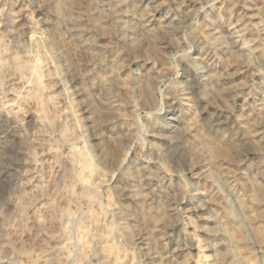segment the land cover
I'll list each match as a JSON object with an SVG mask.
<instances>
[{
	"label": "rangeland",
	"instance_id": "obj_1",
	"mask_svg": "<svg viewBox=\"0 0 264 264\" xmlns=\"http://www.w3.org/2000/svg\"><path fill=\"white\" fill-rule=\"evenodd\" d=\"M121 1L0 0V264H264V0H142L131 44ZM199 44L222 82L203 116L181 92Z\"/></svg>",
	"mask_w": 264,
	"mask_h": 264
},
{
	"label": "bare ground",
	"instance_id": "obj_2",
	"mask_svg": "<svg viewBox=\"0 0 264 264\" xmlns=\"http://www.w3.org/2000/svg\"><path fill=\"white\" fill-rule=\"evenodd\" d=\"M117 1H119V0H117ZM147 1V0H146ZM152 2V1H151ZM145 3V2H144ZM150 3V2H149ZM147 4H148V2H147ZM156 4V3H155ZM143 6H145L144 4H143ZM153 6V5H152ZM116 7H118V13H119V15L120 16H124V17H127L128 18V14H127V12H128V10L130 9V8H132V10L135 12V14H134V17L132 16V18H130V19H128V20H130V21H133L132 23H134L132 26V28L130 27V26H128V25H125V26H128V27H130L129 29H128V35H125L126 37H127V39H128V43L129 44H131V43H133V38L131 37L132 35H131V33H133V31H132V29H135L136 31H137V33H139L140 34V37H142V39H144V41L146 42V35L147 34H149V32L151 31V27L152 26H154L153 25V15L152 14H150V13H148V12H146L145 10H144V8L142 7V0H122L120 3H119V5H117ZM149 7V6H148ZM147 7V8H148ZM150 9L152 8L151 6L149 7ZM156 9H158V8H156ZM164 9V8H163ZM116 10V9H115ZM160 10V9H159ZM167 10V9H166ZM130 11V10H129ZM151 12V11H150ZM161 12V11H160ZM117 13V12H116ZM166 13V12H165ZM129 14H131L130 12H129ZM159 14V13H158ZM169 14V13H168ZM132 15V14H131ZM164 15V14H163ZM166 15V14H165ZM130 16V15H129ZM160 17V16H159ZM158 17V18H159ZM172 18V17H171ZM121 19V18H120ZM155 19H156V17H155ZM161 20V19H160ZM163 20V19H162ZM178 20V19H177ZM155 21V20H154ZM164 21V20H163ZM179 21V20H178ZM175 22H176V20H175ZM126 23V22H125ZM127 23H129L128 21H127ZM166 23V22H165ZM179 23V22H178ZM158 24V21H157V23H156V25ZM170 24V23H169ZM173 24H174V22H173ZM172 24V25H173ZM176 24V23H175ZM174 24V25H175ZM129 25H130V23H129ZM167 25V24H166ZM177 25V24H176ZM205 25H207V24H205ZM163 26H165L164 24H163ZM179 26V25H178ZM167 27H169V26H167ZM173 27V26H172ZM160 28H161V25H160ZM170 28V27H169ZM235 28V27H234ZM126 29V28H125ZM154 30V29H153ZM162 30V29H161ZM160 30V31H161ZM163 30H164V28H163ZM169 30V29H168ZM127 31V30H126ZM132 31V32H131ZM234 32H235V30H234ZM237 32V31H236ZM242 32V34H243V31H241ZM164 33V32H163ZM201 33V32H200ZM237 33H239V32H237ZM167 35V34H166ZM152 36V35H151ZM206 36V35H205ZM212 36V35H211ZM153 37V36H152ZM152 39V38H151ZM206 39V38H205ZM204 39V40H205ZM198 40V39H197ZM143 41V42H144ZM200 41V40H199ZM148 42V41H147ZM210 42V41H209ZM206 43H208V42H206ZM195 44V43H194ZM196 45V44H195ZM246 47H248V46H246ZM143 48V47H142ZM127 50V49H126ZM209 50V49H208ZM208 50L206 49V45H202V44H199V45H197L196 46V48L194 49V56L192 57V58H190L189 59V61H185V60H181L180 61V68H181V71H182V78H181V83L183 84V87H184V89H182V94L183 95H190V96H192L193 98H194V104H195V106L197 107V110H198V114H200V115H205V113H206V110H207V107H209V105L207 106L202 100H199L198 98H197V92H198V90H199V88H202V89H207V90H210V91H213V92H217V93H219L218 91L222 88V86H221V79L219 78V75L216 73V72H214L213 71V69H212V65H211V57L209 56L210 54H208ZM125 57V56H124ZM214 57V56H213ZM128 58V57H127ZM211 61V62H210ZM143 62H144V64H149L150 63V61H147V60H143ZM143 64V65H144ZM21 67H22V65H21ZM20 66H19V69L21 68ZM23 68V67H22ZM21 70V69H20ZM217 71V70H216ZM218 72V71H217ZM220 73V72H219ZM136 76H137V74H135ZM134 76V75H133ZM223 78H224V76H223ZM134 79H135V77H134ZM139 81V80H138ZM227 81V80H226ZM224 84V83H223ZM226 86V85H225ZM225 89H226V87H225ZM201 90V89H200ZM222 90V89H221ZM223 90H224V87H223ZM180 91V90H179ZM184 91V92H183ZM180 92V93H181ZM224 93V92H223ZM217 95V94H216ZM187 97V96H186ZM185 97V98H186ZM200 97V96H199ZM190 98V97H189ZM221 98V97H220ZM203 99V98H202ZM255 99V98H254ZM190 104V103H189ZM176 102H169V104L167 103V112L169 113L168 115H169V118H168V124L170 125V127H174V125H176ZM179 106V105H178ZM187 106V105H186ZM212 109V108H211ZM179 110V109H178ZM216 111V110H215ZM216 114H218V113H216ZM221 118V117H220ZM223 119V118H222ZM221 119V120H222ZM229 119V118H228ZM227 120V119H226ZM233 120V119H232ZM239 120H241V119H239ZM220 121V120H219ZM231 121V120H230ZM234 121V120H233ZM232 121V122H233ZM235 121H237V119H235ZM241 121H243L244 122V120H241ZM204 122V121H203ZM221 123H222V121H220ZM219 122V123H220ZM217 123V122H216ZM224 123V122H223ZM233 124H235V123H233ZM107 125V124H106ZM105 125V126H106ZM204 125H205V123H204ZM181 126V125H180ZM233 126V125H232ZM231 127V126H230ZM235 127V126H234ZM175 128V127H174ZM179 128V127H178ZM177 128V129H178ZM162 129V128H161ZM167 129V128H166ZM165 129V130H166ZM219 129V128H218ZM232 129V128H231ZM236 129V128H235ZM238 130V129H237ZM255 132H258V131H256L255 130ZM254 132V133H255ZM259 132H261V131H259ZM93 133H95L96 134V132H93ZM172 134H174V133H172V132H168V131H159V132H157V133H155V134H153V135H149L148 137H150L151 139H153L155 142H153V141H151V142H153V144H152V146H149V152H150V154H152L153 155V157H154V155H156V156H158V155H160L159 154V152H160V150H161V146L163 147V149L165 150V152L167 153V154H169V156H172V157H174L175 159H176V162L179 160V158H181V154L183 153V150H184V147H183V145L180 143V141H179V136L178 135H172ZM260 136V135H259ZM100 138V136H95L94 138ZM189 137V136H188ZM253 137V136H252ZM255 137H258V136H255ZM261 137V136H260ZM97 140V139H96ZM95 140V141H96ZM101 140V139H100ZM98 141V140H97ZM184 141V140H183ZM99 144V143H98ZM149 145V144H148ZM99 148V147H98ZM148 152V153H149ZM196 151H194V153H195ZM163 154V153H162ZM161 154V155H162ZM196 154V153H195ZM195 154H193V155H195ZM198 154V156L200 155L199 153H197ZM206 154V153H205ZM202 155L204 156V154L202 153ZM163 156V155H162ZM196 156V155H195ZM201 156V155H200ZM161 157V156H160ZM197 157V156H196ZM168 158V157H167ZM204 158H207V156H205ZM155 159V158H154ZM158 159V158H157ZM173 159V158H172ZM160 160H161V158H160ZM201 160V159H200ZM203 160V159H202ZM159 160H157V162H158ZM209 161V160H208ZM161 162V161H160ZM160 162H159V164H160ZM203 162H205V161H203ZM147 163V162H146ZM156 163V162H155ZM207 163V162H206ZM206 163H204V164H206ZM143 164V163H142ZM149 165V164H148ZM154 165V164H153ZM156 165V164H155ZM154 165V166H155ZM209 166H210V164H208ZM153 167V166H152ZM207 167V166H206ZM263 167V166H262ZM201 168V167H200ZM158 169V168H157ZM209 169V168H208ZM208 169H206V171L208 170ZM204 170V169H203ZM147 171H149V170H147ZM257 171H259V170H257ZM146 172V171H145ZM253 172H255L254 171V169H253ZM259 174V173H258ZM150 175H152L151 173H150ZM263 175V174H262ZM148 176V175H147ZM155 176H157V175H155ZM154 176V177H155ZM224 176V175H223ZM257 176V175H256ZM144 177H146V176H144ZM150 177V176H149ZM149 177H147V179L149 178ZM152 177V176H151ZM224 178V177H223ZM246 178V177H245ZM260 178V177H259ZM161 179L162 178H156L155 180H153L152 181V183L149 181V184L151 183V185H157V184H160L161 183ZM222 179V178H221ZM257 179V178H256ZM226 180V179H225ZM225 180H224V182H225ZM163 181V180H162ZM227 181H228V179H227ZM249 181V180H248ZM244 182H246V181H244ZM243 182V183H244ZM250 182V181H249ZM262 182V181H261ZM220 183V182H219ZM229 183V181L227 182V184ZM260 183V182H259ZM215 184V183H214ZM218 184V183H217ZM239 184V183H238ZM260 184H262V183H260ZM229 185V184H228ZM228 185H227V187H228ZM242 185V184H241ZM146 186V185H145ZM158 187H159V185H157ZM219 186V185H218ZM243 186V185H242ZM263 186H264V184H263ZM152 187V186H151ZM215 187V186H214ZM239 187V186H238ZM243 187H245V186H243ZM156 188V187H155ZM161 188H163L162 186H161ZM165 188V187H164ZM225 188H226V186H225ZM228 188H230V187H228ZM227 188V189H228ZM246 188V187H245ZM244 188V189H245ZM159 189V188H158ZM167 189V188H166ZM146 190H147V188H146ZM215 190V189H214ZM218 190V189H217ZM219 190H221L220 188H219ZM263 190H264V187H263ZM152 191V190H151ZM157 191V190H156ZM166 191H168V190H166ZM160 192V191H159ZM217 192V191H216ZM148 193V192H147ZM156 193V192H155ZM150 195H151V193H149ZM157 196H158V194H156ZM147 197V196H146ZM155 198V197H154ZM157 198V197H156ZM155 198V199H156ZM153 199V197L151 196V200ZM199 199V198H198ZM151 200H148V201H151ZM233 201V200H232ZM203 204V203H202ZM210 204V203H209ZM211 205V204H210ZM200 206V205H199ZM207 207H209L208 206V203H205V204H203V205H201V207H200V211H201V209L203 210V208H204V210H205V208H207ZM195 208H197V206L195 207ZM199 208V207H198ZM172 209V208H171ZM229 210V209H228ZM121 212H122V210H121ZM233 212H235V211H233ZM123 213V212H122ZM228 216H232L231 215V210H230V212L228 211ZM236 215V214H235ZM234 216V215H233ZM212 218V217H211ZM235 218V217H234ZM208 219H210V218H208ZM207 219V220H208ZM226 219V218H225ZM244 219V218H243ZM213 220V219H212ZM238 220V219H237ZM245 220V219H244ZM210 221V220H209ZM208 221V222H209ZM216 223H217V218H216ZM214 220L212 221V222H215ZM211 222V221H210ZM243 222V221H242ZM242 222H239V223H237V225H239V226H241V224H242ZM209 224V223H208ZM214 230H216V229H214ZM218 231V230H217ZM216 232V231H215ZM214 234V233H213ZM216 234V233H215ZM219 235V234H218ZM214 237V236H213ZM222 237V236H221ZM147 241H148V239H147V237L142 233L140 236H138L136 239H135V246H137L138 248H139V250H141L142 252H143V258H144V260L145 261H154L155 260V257H157L156 255H155V253L153 252V251H151L152 249H150V248H148L149 246H148V243H147ZM216 247V246H215ZM220 251V253H221V250H219ZM141 252V253H142ZM219 253V254H220ZM142 258V259H143ZM143 261V260H142ZM249 263L250 264H252L250 261H249ZM248 263V264H249ZM155 264V263H154Z\"/></svg>",
	"mask_w": 264,
	"mask_h": 264
}]
</instances>
